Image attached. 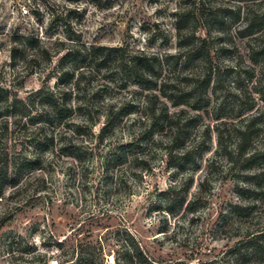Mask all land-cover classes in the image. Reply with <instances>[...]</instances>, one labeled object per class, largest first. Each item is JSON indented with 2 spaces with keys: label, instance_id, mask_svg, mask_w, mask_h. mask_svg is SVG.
Segmentation results:
<instances>
[{
  "label": "rangeland",
  "instance_id": "obj_1",
  "mask_svg": "<svg viewBox=\"0 0 264 264\" xmlns=\"http://www.w3.org/2000/svg\"><path fill=\"white\" fill-rule=\"evenodd\" d=\"M217 1L225 7L234 6L228 0ZM187 3L185 0H0V88L8 89L12 94L16 92L23 99L42 88L55 89L52 77L56 73L57 58L51 64L39 60L24 64L19 60L15 67H10L8 48L13 33L38 37L48 51L55 54L60 49L59 42H74L77 47H121L131 52L174 55L177 38L173 14L187 9ZM69 9L80 15L69 20L70 28L51 25L52 13L63 17ZM197 34L205 35V32L198 29ZM243 43L235 41L241 54L245 52ZM243 58L242 71L246 67L252 68L256 78L258 74H264V61L255 66ZM215 61L223 69L228 59ZM173 62L163 60L161 66L171 78L177 79L179 67H174ZM193 66L195 64L186 68V73L194 70ZM113 67L109 64L107 72L94 75L93 81L86 86L103 89L101 107L132 100L131 92L105 80V75L112 78ZM225 76L223 84L216 87L210 105L198 112L200 120L194 122V126L191 124L184 149H175L176 155L189 151L201 140L202 131L217 123L212 112L215 101L232 99L233 79ZM254 82L244 81L240 86L249 92ZM128 89L132 91V88ZM169 110L172 114L181 108L170 107ZM255 110L264 112V102L257 100ZM185 111L187 114L181 117L196 115L189 109ZM137 121L138 116L124 117L118 125L107 128L101 143L98 135L104 127L103 119L93 128L81 129L79 133L83 134L79 135L74 132V126L83 124L80 120L73 119L67 127L55 129L57 137L61 136L64 141L58 147L77 146L78 150L73 153L79 160L46 153L39 170L25 174L17 188L6 190L0 199V264H29L28 256L20 260L8 253L5 244L13 235L33 241L40 253L53 257L59 255L53 245L55 241H65L63 249L67 252L76 242L101 239L109 264L111 251L116 249V233L123 230L136 237L152 264H226L225 253L239 235L264 227V190L255 191L263 193L260 196L238 194L237 187L246 189L250 186L239 181L238 170H230L231 165L226 159L220 154L215 155L214 134L207 144L209 151L199 157L203 147L194 148L184 169L176 172L167 166L168 156L165 155L172 133L165 131L139 143L137 139L144 128ZM21 135L22 131L17 128L9 135L11 143L21 141ZM258 140L260 142L261 138ZM132 143L134 145L127 148ZM260 144L256 145L258 149H261ZM126 151L130 152H127L124 164L113 166L110 162L105 165L106 160ZM133 158L137 159L136 163ZM195 167L197 170L193 171ZM257 170L252 172L264 173V163ZM202 181V208L194 215L181 211L172 217L162 211L166 205L161 197L169 187L187 188L182 194L189 202ZM233 205L249 206V216L225 219Z\"/></svg>",
  "mask_w": 264,
  "mask_h": 264
},
{
  "label": "trees",
  "instance_id": "obj_2",
  "mask_svg": "<svg viewBox=\"0 0 264 264\" xmlns=\"http://www.w3.org/2000/svg\"><path fill=\"white\" fill-rule=\"evenodd\" d=\"M185 1L188 2L187 9L173 14L177 38V52L174 55L131 52L121 47H77L74 42H59L60 49L55 54L48 51L38 37L18 33L10 35V67H15L19 60L24 64L38 60L51 64L54 58L58 61L52 77L55 79L53 90L42 88L23 99L16 92L12 94L8 89L0 88V199L7 189L18 187L25 174L39 170L46 153H58L79 160L73 153L78 150L77 146L67 144L63 148L58 147L64 141L60 135L57 137L56 128L67 127L73 119L80 120L83 124L74 126V132L79 135L83 134L79 133L81 129L93 128L103 119L104 127L98 135L101 143L107 128L118 125L124 117L132 115L138 116L137 123L144 128L137 139L139 143L165 131L172 133L165 155L168 156L167 166L176 172L184 169L187 159L192 158L194 148L203 147L199 157L208 152L207 144L211 134H214L215 155L220 154L226 159L231 165L230 170H238L239 181L250 186L246 189L237 187L238 194H263L255 191L264 190V173L252 171H258L264 163V112L255 110L257 100L264 102V74H258L256 78L252 68L246 67L242 71L241 64L243 57L255 66L264 61V0H228L234 3L232 7L222 6L217 0ZM73 16L80 17L70 9L63 17L52 13L51 25L70 28L69 20ZM198 29L204 31L205 35L197 34ZM236 40L245 42L244 54L235 44ZM220 58L228 59L223 69L215 61ZM169 59L174 60V67H179L177 79L171 78L161 66L163 60ZM111 63L114 65L113 72H110L112 78L105 75V80L131 92L132 100L101 107L103 89H89L86 86L93 81L94 75L107 72ZM192 64H195L194 70L186 73V68ZM167 68L169 71V65ZM222 70L225 75L232 76V99L215 101L212 112L217 123L212 128L207 126L202 131L201 140L194 143L189 151L176 155L175 149H184L191 124L194 126L193 123L200 120L198 112L206 110L216 87L223 84L226 76L221 73ZM253 80L256 82L249 92L240 86L241 82L251 83ZM128 88H132V91ZM170 107L181 110L171 114ZM182 107L196 115L192 118L181 117L187 114ZM234 111L235 114L230 113ZM17 128L22 131L21 141L11 143L9 135ZM180 141L183 143L179 145ZM258 143H261V149L257 148ZM127 152L130 151L117 153L115 158L112 157L114 160H106L105 165L110 162H113V166L124 164L128 158ZM133 160L137 162L136 158ZM196 170L197 167L193 169ZM203 186L204 181L189 202L182 194L187 188L176 185L169 187L161 197L166 205L162 211L172 217L181 211L194 215L202 208ZM248 211L249 206L233 205L225 219L228 216L246 218ZM116 235V249L111 251L112 261L109 264H152L134 235L126 230L118 231ZM5 245L12 258L22 260L28 256L29 264H108L101 239L76 242L67 252L63 249L65 241H55L53 245L59 252L56 257L40 253L33 241L21 235L10 236ZM225 256L226 264H264V227L239 235Z\"/></svg>",
  "mask_w": 264,
  "mask_h": 264
}]
</instances>
